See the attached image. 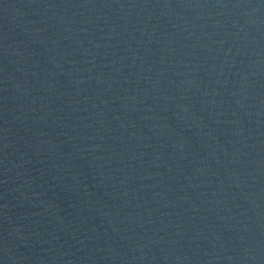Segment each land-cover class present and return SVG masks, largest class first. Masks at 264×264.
I'll list each match as a JSON object with an SVG mask.
<instances>
[{"label":"water","instance_id":"obj_1","mask_svg":"<svg viewBox=\"0 0 264 264\" xmlns=\"http://www.w3.org/2000/svg\"><path fill=\"white\" fill-rule=\"evenodd\" d=\"M0 264H264V0H0Z\"/></svg>","mask_w":264,"mask_h":264}]
</instances>
